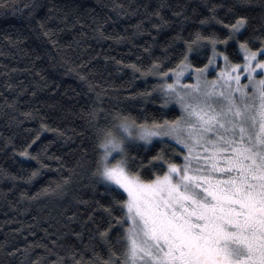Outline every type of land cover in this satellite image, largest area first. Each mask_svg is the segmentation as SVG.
Segmentation results:
<instances>
[{
    "label": "trees",
    "instance_id": "obj_1",
    "mask_svg": "<svg viewBox=\"0 0 264 264\" xmlns=\"http://www.w3.org/2000/svg\"><path fill=\"white\" fill-rule=\"evenodd\" d=\"M6 2L0 8V264H71L73 256L96 264L117 251L112 244L119 233L110 241L100 236L113 196L90 175L93 139L83 114L99 107L149 123L179 115L176 105L162 111L155 93L138 95L151 91L156 79L126 66L174 68L183 51L173 39L178 33L187 39L197 31H224L201 26L210 7L225 23L246 16L244 35H261L264 0ZM160 17L167 26L152 27ZM210 55L202 49L190 59L200 67ZM153 144L138 153L145 163L160 150ZM25 148L38 159L21 156ZM70 170L71 183L58 189Z\"/></svg>",
    "mask_w": 264,
    "mask_h": 264
},
{
    "label": "snow or ice",
    "instance_id": "obj_2",
    "mask_svg": "<svg viewBox=\"0 0 264 264\" xmlns=\"http://www.w3.org/2000/svg\"><path fill=\"white\" fill-rule=\"evenodd\" d=\"M8 6L0 0V8ZM210 13L201 26L224 31H197L187 39L178 33L173 39L183 51L174 68L126 66L156 79L138 95L155 93L162 111L176 105L179 115L149 123L99 107L83 114L93 139L90 175L113 196L100 236L110 241L119 233L112 244L117 251L96 264H264V29L245 36L246 16L225 23L215 8ZM166 26L163 17L152 25ZM202 49L211 55L197 67L190 57ZM186 74L195 83H182ZM154 140L160 150L145 163L138 153L155 148ZM27 148L20 155L37 160ZM71 181L70 170L57 188ZM71 264L82 261L73 256Z\"/></svg>",
    "mask_w": 264,
    "mask_h": 264
},
{
    "label": "rangeland",
    "instance_id": "obj_3",
    "mask_svg": "<svg viewBox=\"0 0 264 264\" xmlns=\"http://www.w3.org/2000/svg\"><path fill=\"white\" fill-rule=\"evenodd\" d=\"M208 79H215V76L214 75H209ZM182 83H184V84H192V83H195V77H193L192 79H189L188 78V75L186 74L185 77L182 80ZM176 107L178 108V106H176Z\"/></svg>",
    "mask_w": 264,
    "mask_h": 264
}]
</instances>
